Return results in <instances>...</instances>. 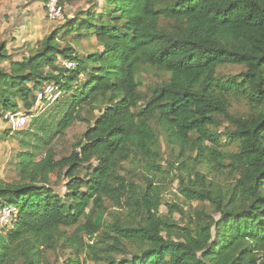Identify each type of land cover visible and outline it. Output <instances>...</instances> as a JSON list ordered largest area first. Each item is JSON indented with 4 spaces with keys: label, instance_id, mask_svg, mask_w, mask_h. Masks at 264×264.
Returning <instances> with one entry per match:
<instances>
[{
    "label": "trees",
    "instance_id": "trees-1",
    "mask_svg": "<svg viewBox=\"0 0 264 264\" xmlns=\"http://www.w3.org/2000/svg\"><path fill=\"white\" fill-rule=\"evenodd\" d=\"M97 8L19 60L0 42V124L8 112L30 117L23 131H0L26 136L18 181L0 178V209L16 210L0 227V264H264V0ZM92 38L101 50L72 46ZM146 66L167 79L142 92ZM229 66L243 70L219 76ZM49 84L59 96L37 107ZM78 123L88 127L82 140L57 160L53 140ZM161 136L177 151L167 169ZM131 161L143 167L141 181L121 174ZM54 176L66 179L65 195ZM169 178L210 210L174 203L161 214Z\"/></svg>",
    "mask_w": 264,
    "mask_h": 264
},
{
    "label": "rangeland",
    "instance_id": "rangeland-1",
    "mask_svg": "<svg viewBox=\"0 0 264 264\" xmlns=\"http://www.w3.org/2000/svg\"><path fill=\"white\" fill-rule=\"evenodd\" d=\"M46 4V0H0V42L7 43L8 51L13 53L11 55L18 56L21 55V52L22 54H25L26 51L31 52L34 50L32 49V45L37 40L62 28L68 21L73 20L76 15L89 10L94 5L100 8L103 5V0H63V19L58 22H54L48 17ZM72 46L77 49V52L83 55L101 50L96 46L93 38L90 40L82 39L79 43H72ZM242 70L241 67L237 66L221 68L219 70V76L238 75ZM138 79L143 83L141 91L147 92L149 88L160 85L167 77L156 69L146 66L140 69ZM19 105L23 109V105ZM232 112L236 114L243 113L245 112V108L234 104ZM221 122L222 125L219 130L225 132L229 124L222 119ZM8 127V124L1 122L0 131H6L9 129ZM27 128L25 127L20 131ZM87 129V125L78 123L68 130L65 135L53 140L51 148L54 150L57 160L69 156L72 153L74 146L82 140ZM25 138L26 136H18V133L14 131L9 136L0 135V178L8 183L18 181L16 171L17 155L24 149L23 141ZM161 142L164 150V162H161V164L162 167L167 169L169 163L175 160L176 157L174 154H177V151L174 152L171 148H168L163 136H161ZM231 149L234 150V147ZM45 152L44 150H38L37 159L40 160ZM138 167L140 166L136 162H128L124 164L121 174L129 181L135 179L141 181L140 173L143 172V167ZM171 173L172 176L176 175V172ZM173 179L169 178L167 182L161 183L165 201V204L160 209L161 214L168 213L166 204L174 203L183 207L185 211L191 208H205L210 210L208 203L201 205L197 202H188L179 192V181ZM52 185L59 194H66V179H61L60 181L57 176H54L52 177ZM106 205L110 209V213H114L115 209L109 203H106ZM175 218L179 220L181 217L179 214H175ZM111 219H113V216L109 217V220ZM50 256L53 261L57 259L56 255L52 253H50ZM59 258V263H63L66 257L59 256Z\"/></svg>",
    "mask_w": 264,
    "mask_h": 264
},
{
    "label": "built area",
    "instance_id": "built-area-1",
    "mask_svg": "<svg viewBox=\"0 0 264 264\" xmlns=\"http://www.w3.org/2000/svg\"><path fill=\"white\" fill-rule=\"evenodd\" d=\"M46 10L48 17L54 21L58 22L63 19V7L60 5L59 0H48L46 4ZM72 67L71 65L69 68ZM57 87L54 84H49L44 87L43 92L38 95L37 107L41 104L43 98L48 100L52 98L55 99L59 96ZM4 119L8 122L10 127L14 131H20L24 129L29 122L30 117L23 111L8 112L5 114ZM16 214L14 208H1L0 209V227L1 226H11L12 217Z\"/></svg>",
    "mask_w": 264,
    "mask_h": 264
},
{
    "label": "crops",
    "instance_id": "crops-1",
    "mask_svg": "<svg viewBox=\"0 0 264 264\" xmlns=\"http://www.w3.org/2000/svg\"><path fill=\"white\" fill-rule=\"evenodd\" d=\"M26 25H28L27 23H26ZM45 37V36H44ZM43 37V38H44ZM43 38H40L39 40H37V42L34 44V45H32V49H35V48H37L38 47V44H39V42L40 41H42V39ZM10 53V55L11 54H13V53H11V52H9ZM15 54H17V53H15ZM29 55V52L28 51H26V53L25 54H22V52H21V55H15V56H13L16 60H19V59H21L22 57H27Z\"/></svg>",
    "mask_w": 264,
    "mask_h": 264
},
{
    "label": "water",
    "instance_id": "water-1",
    "mask_svg": "<svg viewBox=\"0 0 264 264\" xmlns=\"http://www.w3.org/2000/svg\"><path fill=\"white\" fill-rule=\"evenodd\" d=\"M86 145V143L84 144V146Z\"/></svg>",
    "mask_w": 264,
    "mask_h": 264
}]
</instances>
